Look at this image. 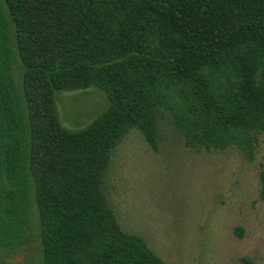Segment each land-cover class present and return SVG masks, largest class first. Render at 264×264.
<instances>
[{
    "label": "trees",
    "instance_id": "trees-1",
    "mask_svg": "<svg viewBox=\"0 0 264 264\" xmlns=\"http://www.w3.org/2000/svg\"><path fill=\"white\" fill-rule=\"evenodd\" d=\"M90 86L109 106L65 127L54 93ZM163 110L185 146L254 159L264 0H0V259L166 264L122 229L104 180L132 129L158 150ZM259 182L264 202V170Z\"/></svg>",
    "mask_w": 264,
    "mask_h": 264
},
{
    "label": "rangeland",
    "instance_id": "rangeland-1",
    "mask_svg": "<svg viewBox=\"0 0 264 264\" xmlns=\"http://www.w3.org/2000/svg\"><path fill=\"white\" fill-rule=\"evenodd\" d=\"M18 78L16 73V83ZM54 102L70 129L87 125L109 106L96 86L58 90ZM157 119V151L132 129L111 154L105 192L122 229L141 236L166 264H264V132L248 161L235 146L189 148L170 111ZM4 254L0 264H31L22 253ZM15 256L20 258L7 261Z\"/></svg>",
    "mask_w": 264,
    "mask_h": 264
},
{
    "label": "water",
    "instance_id": "water-1",
    "mask_svg": "<svg viewBox=\"0 0 264 264\" xmlns=\"http://www.w3.org/2000/svg\"><path fill=\"white\" fill-rule=\"evenodd\" d=\"M20 256H15L13 259H7V261H16Z\"/></svg>",
    "mask_w": 264,
    "mask_h": 264
}]
</instances>
